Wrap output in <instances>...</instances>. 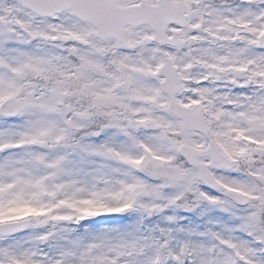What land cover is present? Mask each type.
<instances>
[{
  "label": "snow or ice",
  "instance_id": "obj_1",
  "mask_svg": "<svg viewBox=\"0 0 264 264\" xmlns=\"http://www.w3.org/2000/svg\"><path fill=\"white\" fill-rule=\"evenodd\" d=\"M0 264H264V0H0Z\"/></svg>",
  "mask_w": 264,
  "mask_h": 264
}]
</instances>
